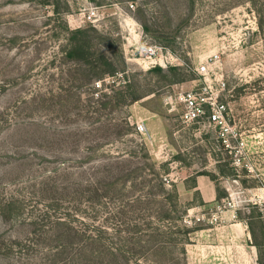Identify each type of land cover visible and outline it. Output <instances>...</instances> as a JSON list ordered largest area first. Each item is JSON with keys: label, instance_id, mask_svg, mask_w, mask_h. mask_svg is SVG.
I'll return each instance as SVG.
<instances>
[{"label": "rangeland", "instance_id": "1", "mask_svg": "<svg viewBox=\"0 0 264 264\" xmlns=\"http://www.w3.org/2000/svg\"><path fill=\"white\" fill-rule=\"evenodd\" d=\"M67 30L87 31L89 52L104 50L117 74L87 85L65 56ZM144 46L161 48L171 65L150 62L139 54ZM214 56L207 84L225 82L220 100L258 158L264 0H0V264H88L82 239L65 235L60 220L77 233L108 228L117 246L127 239L131 264H264L256 207L210 222L234 174L209 130L179 119L176 97L197 86L195 68ZM117 94L125 103L103 109L104 95L115 103ZM156 174L184 213L180 226L196 230L154 261L134 256L139 246L130 239L132 226L150 232L148 222L162 214ZM198 180L215 188L216 202L203 203Z\"/></svg>", "mask_w": 264, "mask_h": 264}, {"label": "built area", "instance_id": "2", "mask_svg": "<svg viewBox=\"0 0 264 264\" xmlns=\"http://www.w3.org/2000/svg\"><path fill=\"white\" fill-rule=\"evenodd\" d=\"M145 55L150 62L167 61L171 65V56L163 54L161 48L144 46L139 53ZM219 62L218 56L210 58V62L195 68L197 86L188 92L180 93L176 103L181 107L179 119L185 126H202L211 133V138L219 152L226 154L229 167L233 172L232 178L223 182L227 196L221 199V204L211 210L210 222L220 221L222 217L237 218V213L248 207H256L264 218V154L256 153V158L247 147L238 127L231 120L230 110L220 100L221 91L226 84L221 78H216L217 88L207 84L213 69ZM203 82H202V81ZM99 82L96 86H99ZM146 130L143 124L136 125V131L142 133ZM253 179L254 187H243L240 177Z\"/></svg>", "mask_w": 264, "mask_h": 264}, {"label": "trees", "instance_id": "3", "mask_svg": "<svg viewBox=\"0 0 264 264\" xmlns=\"http://www.w3.org/2000/svg\"><path fill=\"white\" fill-rule=\"evenodd\" d=\"M260 22H263L262 17L260 18ZM67 34L69 35V49L65 56L81 72V74H84L83 76L87 77L85 81L87 85H94L98 83L97 81L102 80L106 75L114 76L115 74H117L119 69L116 61L106 56L104 50H100L98 52L93 51L92 53L89 52L91 51V49L88 41L89 33L87 31L67 30ZM77 36H80V40L76 38ZM80 51V58H77L78 56H75V52L80 53ZM108 98V96L104 95V101L100 103L102 104L103 109H113V106H115V104H124L126 101L123 97H119V95L116 98L115 103H112ZM138 170L142 171L143 169L140 168ZM159 177V174L155 175L158 193L161 192L165 196V199L160 203L159 208V211L161 210L162 214L157 218L156 223L153 224L152 222H148V228L150 232H143L145 230L139 228L137 225H135L134 227L132 226V230L135 233V236L130 239L132 241V245L135 244L139 246L134 256L138 255V257L142 258L145 256H149L154 261L160 260L161 257L167 254L169 256H172L175 249H177L179 245L187 244L188 239L186 238V235L189 236L196 230L195 228H188L186 225L180 226L182 221L185 222L183 218L184 213L177 209V204L172 201V194L165 192L163 182ZM121 180V178L117 179L114 182L109 183L107 187H109L110 189L115 188L116 183ZM218 199L219 197L217 198V200ZM95 204L97 205V207H99V209L101 205H104L101 196H99ZM108 205L109 204L107 203V206ZM125 206H129V203L124 202L123 208ZM20 208L21 206L19 207V209ZM110 208L111 207H108L107 209ZM16 211H18V208L16 209ZM56 225L69 230V232H66L65 235L71 232L75 237H79L82 239L81 242H83L85 245L83 255L88 264H131L130 259L132 257V254H130V250H127L129 247V241L127 239H123L120 242V246H117L114 240V234H112L110 229L103 226H96L92 228L94 234H91L92 231L77 233L74 230L73 226H71V224L63 220L58 221ZM143 237L149 238L146 241V245L144 246H142ZM156 263L160 264L161 262Z\"/></svg>", "mask_w": 264, "mask_h": 264}, {"label": "crops", "instance_id": "4", "mask_svg": "<svg viewBox=\"0 0 264 264\" xmlns=\"http://www.w3.org/2000/svg\"><path fill=\"white\" fill-rule=\"evenodd\" d=\"M196 191L203 201V203H214L216 202V192L215 188L211 184H205L204 180H198L195 185Z\"/></svg>", "mask_w": 264, "mask_h": 264}]
</instances>
